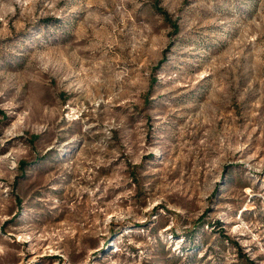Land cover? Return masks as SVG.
Listing matches in <instances>:
<instances>
[{"label": "rangeland", "instance_id": "1", "mask_svg": "<svg viewBox=\"0 0 264 264\" xmlns=\"http://www.w3.org/2000/svg\"><path fill=\"white\" fill-rule=\"evenodd\" d=\"M248 260L264 0H0V264Z\"/></svg>", "mask_w": 264, "mask_h": 264}, {"label": "trees", "instance_id": "2", "mask_svg": "<svg viewBox=\"0 0 264 264\" xmlns=\"http://www.w3.org/2000/svg\"><path fill=\"white\" fill-rule=\"evenodd\" d=\"M25 165H26V163L23 162L22 164H20V167L24 168ZM248 261H249V260H248ZM248 263L252 264V262H250V261H249Z\"/></svg>", "mask_w": 264, "mask_h": 264}]
</instances>
